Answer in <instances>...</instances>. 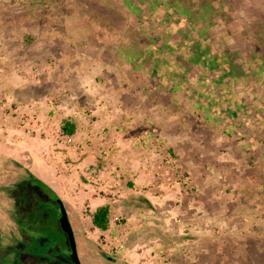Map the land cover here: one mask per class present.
<instances>
[{"label":"rangeland","instance_id":"1","mask_svg":"<svg viewBox=\"0 0 264 264\" xmlns=\"http://www.w3.org/2000/svg\"><path fill=\"white\" fill-rule=\"evenodd\" d=\"M176 1L194 11L211 4L209 47L228 49L244 70L222 95L204 69L184 64L174 50L178 24L158 11L152 25L123 0H0V140L52 177L74 228L79 188L111 204V233L93 239L88 221L75 233L81 264H264V70L255 71L264 0ZM162 32H172L167 52L148 45ZM143 46L144 58L127 61ZM65 120L76 126L70 144ZM137 167L148 179L135 186ZM29 174L0 153L1 263L68 264L62 232L58 253L27 228L39 242L30 252L43 256L23 252L16 219L26 216L7 191Z\"/></svg>","mask_w":264,"mask_h":264},{"label":"trees","instance_id":"2","mask_svg":"<svg viewBox=\"0 0 264 264\" xmlns=\"http://www.w3.org/2000/svg\"><path fill=\"white\" fill-rule=\"evenodd\" d=\"M123 5L129 10L132 16L137 18L142 17L150 21L152 25H154L152 15L157 11L160 12V20L164 24L166 21H173L178 24V27L172 31L177 37L174 42V50H177L178 55H180L179 57L184 59V64L189 65L190 63L204 69L203 78L212 86L215 85L216 90L221 95L225 91H228L227 84L229 80L235 82L238 80L242 81L241 78H245L243 74L244 70L233 61V57L229 55L230 51L228 49L215 50L213 52L209 47L207 41L208 33L206 32L213 25L212 14L214 13V9L209 2L204 4L199 2L195 11L191 10L190 6L186 5L184 1L178 2L176 0L173 2L171 0H123ZM199 23L200 27L198 28L197 24ZM158 24L156 22V25ZM172 32H162L157 37H148L151 40V44L148 43V45L150 47L152 45L153 50L157 52H167L170 48L167 46L166 40L171 36ZM162 40L163 44L159 45L158 43ZM143 45L146 46V44ZM144 46L142 56L140 54L137 56L134 53L132 57L130 55L127 56V61L135 63L138 59L144 58L145 53L148 52L145 50L146 47L144 49ZM119 55L122 57L125 54L122 50H119ZM140 64L143 67H148V63L144 62ZM260 64L263 65L264 60ZM261 65L255 70L256 72L261 73L264 70V67ZM181 69L183 71L185 67ZM156 70L157 67L155 65L152 71ZM229 113L231 114L232 112L225 109L222 114L226 116L230 115ZM61 131L65 136L74 135L76 132L75 123L70 120H65L61 126ZM7 192L14 200L17 212H22L26 216V222H21L19 219H16L17 224L20 225V233L25 238L23 240V252L29 253L31 251L30 245L33 241L35 243L33 245H39L38 240L31 239L33 235L35 236L34 232L37 235H41V237L47 238V240L50 238L53 242L61 246L58 253L66 250L65 246H67V243L64 241L65 238L60 237L58 234V232H62L59 226L60 211L56 203L58 196L50 187L32 174H29L28 179L19 182ZM110 213V206L108 204L97 207L90 214L92 226L100 231H106L109 227ZM30 227L34 230L32 231L33 235H30L26 231ZM49 245L46 246L49 247ZM30 253L39 257L43 256L40 250Z\"/></svg>","mask_w":264,"mask_h":264},{"label":"crops","instance_id":"3","mask_svg":"<svg viewBox=\"0 0 264 264\" xmlns=\"http://www.w3.org/2000/svg\"><path fill=\"white\" fill-rule=\"evenodd\" d=\"M8 141V142H7ZM10 141L9 140H0V153H2L3 154V156L4 157H7V159H12L13 161H15V162H18V163H20V164H25V166L26 167H28L29 166V171L31 172V174L33 175V176H35L37 179H39L40 181H42L43 183H45L48 187H50L55 193H57L58 191L56 190V188H54L50 183H49V181L51 182V176H48V174H46V172H45V170H44V172H43V170L41 171V168H37V166H35V167H33V169H31L30 167H31V163L32 162H30L29 160H27V158H26V160L22 157V156H19L20 154L17 152V149H14V145H15V142L13 143L12 141L9 143ZM24 142V141H23ZM11 143L13 144V145H11ZM17 143V142H16ZM22 145V144H21ZM58 154H61V151H58ZM2 156V155H1ZM56 157H58V156H56ZM43 158V161L45 160L44 159V157H42ZM5 159V158H4ZM144 159H146V158H144ZM58 160H60V159H58ZM89 160V159H88ZM142 160V159H141ZM147 160V159H146ZM153 160V159H152ZM90 161V160H89ZM138 162H139V160H138ZM141 162H143V160L141 161ZM84 163H85V160H84ZM44 164H45V166H47L48 164H47V162L46 161H44ZM141 165H142V163H141ZM136 170H137V172H133V177L134 176H137L136 177V179H135V186H138V181H140V180H147L148 178H147V175H145V172H143L142 174H139V172H141L139 169H138V167L137 168H135ZM35 171H36V173H35ZM124 171H127V168H125V170ZM131 171H133V170H131ZM128 172V171H127ZM126 172V173H127ZM132 173V172H131ZM150 174V173H149ZM131 177H132V175H131ZM50 178V179H49ZM79 182H80V180H79ZM151 183H154V180H153V177H152V179H151V181H150ZM80 184V187L83 185V187L84 186H86L85 184H83V182H82V185H81V183H79ZM132 186L133 184L132 183H130L129 182V184H128V186ZM77 187V186H76ZM133 187H134V185H133ZM75 194V197H74V202H77L78 204H79V206L78 205H76V206H78L77 207V210H74V211H76V212H73L72 213V215L74 216V218H75V221H76V225H75V228L73 227V225L71 224V221H70V218H69V213H68V211H67V205L65 204V210H66V212H67V215H68V218H69V221H70V224H71V227H72V230H73V234H74V238H75V236L77 235V236H79L80 234V228H82V226L84 227V226H86V224H84L86 221H88L89 222V224H90V231L91 232H93V239H96L99 235H106L107 236V233L108 232H112V229L114 228L115 229V225H114V222L112 221V219L110 218V220H109V227H108V229L106 230V231H100L99 229H97V228H95V227H93L92 226V224H91V219H90V215H83L81 212H80V215H79V211H80V209L82 210L83 208H87L88 210H89V213L91 214L97 207H99V206H102V205H105L104 203L105 202H100V200H97V198H94L93 196H91V193L88 191V192H86L85 190H80V188H79V190L77 191V192H75L74 193ZM72 200H73V198H72ZM65 201V200H64ZM81 203V204H80ZM109 206H110V211H112V208H111V204L110 203H107ZM113 218V217H112ZM125 230V229H124ZM125 232V231H124ZM75 233H76V235H75ZM124 234V233H123ZM77 236H76V238H77ZM76 238H75V242H76ZM76 245H77V249H78V243L76 242ZM79 250V249H78ZM131 254H132V259L133 260H136V259H139L140 257H141V255L139 254V252L137 251H132V252H130ZM80 259V258H79ZM129 264H131L130 262H129Z\"/></svg>","mask_w":264,"mask_h":264},{"label":"water","instance_id":"4","mask_svg":"<svg viewBox=\"0 0 264 264\" xmlns=\"http://www.w3.org/2000/svg\"><path fill=\"white\" fill-rule=\"evenodd\" d=\"M56 203L58 204L60 216H59V226L61 231L66 235L68 241V247L70 250L69 258L73 262V264H81L78 258L76 242L73 234V230L65 210V207L62 201L57 197Z\"/></svg>","mask_w":264,"mask_h":264},{"label":"flooded vegetation","instance_id":"5","mask_svg":"<svg viewBox=\"0 0 264 264\" xmlns=\"http://www.w3.org/2000/svg\"><path fill=\"white\" fill-rule=\"evenodd\" d=\"M68 242V241H67ZM9 251L10 253L11 252H15V253H17V251H19V252H21L20 250H15V249H13V248H11V247H7L6 248V251ZM1 244H0V253H1ZM24 251V250H23ZM24 253H28V252H24ZM66 253H67V260H68V264H73V262L70 260V258H69V254H70V250H69V247H68V252L66 251ZM28 254H30V255H32V253H28ZM78 258H79V256H78ZM81 263V262H80ZM0 264H2L1 263V260H0Z\"/></svg>","mask_w":264,"mask_h":264},{"label":"built area","instance_id":"6","mask_svg":"<svg viewBox=\"0 0 264 264\" xmlns=\"http://www.w3.org/2000/svg\"><path fill=\"white\" fill-rule=\"evenodd\" d=\"M64 142L67 143V144H70V143L73 142V141H72V138H70V137L68 136L66 139H64ZM119 217H120V218H119ZM119 217H115V218H114V221H121V220H122V217H121V216H119ZM120 235L122 236L123 233L121 232ZM115 252H117V251H115Z\"/></svg>","mask_w":264,"mask_h":264}]
</instances>
